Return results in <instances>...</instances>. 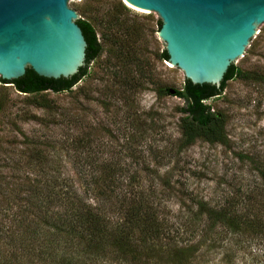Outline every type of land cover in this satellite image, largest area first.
<instances>
[{"label":"rangeland","instance_id":"374dc122","mask_svg":"<svg viewBox=\"0 0 264 264\" xmlns=\"http://www.w3.org/2000/svg\"><path fill=\"white\" fill-rule=\"evenodd\" d=\"M69 5L102 47L73 89L27 94L0 78V250L11 241L40 257L128 264L116 245L79 244L91 233L112 240L119 204L136 194L179 245L198 247L193 264H264V23L234 63L245 74L205 100L224 118L222 138L189 140L176 94L186 77L161 57L159 15L124 0ZM50 183L65 204L94 208L77 229L72 210L41 202Z\"/></svg>","mask_w":264,"mask_h":264},{"label":"water","instance_id":"95a60500","mask_svg":"<svg viewBox=\"0 0 264 264\" xmlns=\"http://www.w3.org/2000/svg\"><path fill=\"white\" fill-rule=\"evenodd\" d=\"M69 1L0 0L1 79H17L28 67L45 77H71L85 66L88 43ZM124 1L159 15L167 61L193 83L218 87L264 23V0Z\"/></svg>","mask_w":264,"mask_h":264},{"label":"trees","instance_id":"16d2710c","mask_svg":"<svg viewBox=\"0 0 264 264\" xmlns=\"http://www.w3.org/2000/svg\"><path fill=\"white\" fill-rule=\"evenodd\" d=\"M77 23L82 28L88 43L86 64L80 68L77 74L71 77L50 78L39 75L31 67H28L23 76L12 81L3 79L1 81L12 82L15 89L27 94H36L48 90L61 92L73 89L86 73L87 65L98 57L102 51L98 33L92 23L82 18H78ZM159 24L161 28V19H159ZM161 57L165 60L169 59L166 48L161 53ZM243 74L245 73L233 63L219 87L210 83H193L186 78L183 89L176 90V94L185 100V105L181 111L184 114L182 118L184 136L187 139L191 140L200 135L207 136L213 140L222 138L224 118L212 111L211 105L207 104L205 100L223 93L229 79L243 76ZM2 107L3 105L0 101V110ZM38 151L39 149L34 151V153H38ZM54 186L53 183L47 186L48 200L41 202L47 203L49 210H52L58 216L66 213L67 210H72L70 213L72 212L74 217L71 218L69 216L68 225H70V228H73V226L76 228L75 217L82 214V212H87L91 215L94 208L80 207L79 204L71 202L69 205L65 204V201L62 200V195L56 191ZM139 197L141 196L136 194L130 195L127 199L123 198L119 204L118 208L123 216L120 221L110 223L114 228L113 230H115L112 240L111 238L105 240L104 238H99L100 235L98 233H91L92 237L81 236L79 246L83 250L98 251L100 246L116 245L118 247V257L128 264H193L194 258L197 256L198 247L196 248L195 245H179L174 235L171 234V228L166 225L165 218H161L158 207L153 202L149 204L148 201L140 200ZM66 205L71 207L67 208ZM222 210L225 211L226 209ZM10 242H5V247L0 250V264H77L76 261L64 257L60 258L54 254L40 257L39 254H32L28 250L21 251L12 247ZM17 252L20 254H17ZM97 255L99 256V253Z\"/></svg>","mask_w":264,"mask_h":264},{"label":"bare ground","instance_id":"6f19581e","mask_svg":"<svg viewBox=\"0 0 264 264\" xmlns=\"http://www.w3.org/2000/svg\"><path fill=\"white\" fill-rule=\"evenodd\" d=\"M129 6H132V5H130V4H128ZM132 7H134V6H132ZM136 9H139V8H137V7H135ZM140 10H142V9H140ZM143 11H145V10H143Z\"/></svg>","mask_w":264,"mask_h":264}]
</instances>
